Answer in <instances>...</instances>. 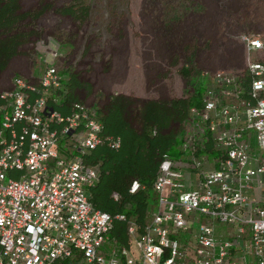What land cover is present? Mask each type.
Masks as SVG:
<instances>
[{
  "label": "built area",
  "instance_id": "built-area-1",
  "mask_svg": "<svg viewBox=\"0 0 264 264\" xmlns=\"http://www.w3.org/2000/svg\"><path fill=\"white\" fill-rule=\"evenodd\" d=\"M236 39L244 69L208 79L185 157H163L158 210L140 237L130 223V247L88 195L100 172L85 157L120 142L103 135L96 106L67 102L62 47L40 40L31 74L0 94V264H264V37Z\"/></svg>",
  "mask_w": 264,
  "mask_h": 264
},
{
  "label": "rangeland",
  "instance_id": "rangeland-1",
  "mask_svg": "<svg viewBox=\"0 0 264 264\" xmlns=\"http://www.w3.org/2000/svg\"><path fill=\"white\" fill-rule=\"evenodd\" d=\"M17 4V16H26L22 29L35 34L0 72V94L11 89L15 75L31 74L37 65V43L52 39L60 43L65 57L61 70L82 85L71 93L67 87V97L72 94L75 101L96 106L103 116L114 98L129 100L131 123L142 100L192 95L190 81L182 74L189 60L188 67L201 76L205 92L211 75L244 69V47L237 36L264 37V0H84L90 12L84 21L62 14L74 0ZM9 10L1 14L8 16ZM183 128L188 130L189 122ZM180 152L181 144L174 157L178 159ZM150 204L151 210H158L156 195H151Z\"/></svg>",
  "mask_w": 264,
  "mask_h": 264
},
{
  "label": "trees",
  "instance_id": "trees-1",
  "mask_svg": "<svg viewBox=\"0 0 264 264\" xmlns=\"http://www.w3.org/2000/svg\"><path fill=\"white\" fill-rule=\"evenodd\" d=\"M14 1L13 6L11 3ZM5 8L10 9L8 16L1 14ZM17 12V0H0V43H3L0 45L3 46L2 51L0 50V72L19 53L20 47L28 38L35 34L33 30L29 32L22 29L24 27L20 23L26 16H17ZM62 14L79 21L90 17L84 0H74L73 5L62 10ZM190 62L189 60L183 68L182 74L190 81L193 89L191 96L171 100H142L135 110V123H131L128 118L127 110L131 102L114 98L108 111L104 116L101 115L103 135L119 140L120 146L112 148L105 143L85 157L86 163L97 166L100 172L99 181L88 190L89 200L97 210L113 217L110 238L127 247L132 245L128 234L130 223L135 225L137 237L144 234L148 226L150 200L154 194L153 183L163 157H174L181 144L183 125L190 118V109L201 105L205 86L199 82L201 76L195 70L192 71V67H188ZM193 72L197 76H193ZM63 73L68 75L66 85L70 88V93L82 86L73 74L68 71ZM71 95L69 103L77 102ZM116 104L119 107L115 108ZM135 182L142 188L133 194L131 187ZM119 216H124L125 220L119 219Z\"/></svg>",
  "mask_w": 264,
  "mask_h": 264
},
{
  "label": "crops",
  "instance_id": "crops-1",
  "mask_svg": "<svg viewBox=\"0 0 264 264\" xmlns=\"http://www.w3.org/2000/svg\"><path fill=\"white\" fill-rule=\"evenodd\" d=\"M69 97H67V102L69 103L70 101H69V99H68ZM187 131H189V129L187 130ZM185 132V131H184ZM183 132V133H184ZM172 157V156H171ZM184 153H181L180 152V157L177 159L176 157H172L173 159H175V160H177V161H180V160H182V159H184ZM194 177V176H193ZM155 194V193H154ZM156 195V194H155ZM156 197H157V195H156ZM151 211H154L153 209L151 210Z\"/></svg>",
  "mask_w": 264,
  "mask_h": 264
}]
</instances>
